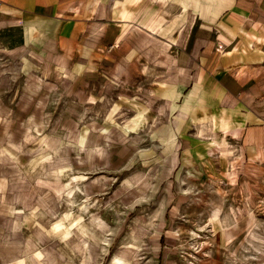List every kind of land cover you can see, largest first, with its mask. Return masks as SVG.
Here are the masks:
<instances>
[{
	"label": "rangeland",
	"instance_id": "1",
	"mask_svg": "<svg viewBox=\"0 0 264 264\" xmlns=\"http://www.w3.org/2000/svg\"><path fill=\"white\" fill-rule=\"evenodd\" d=\"M114 55L75 76L0 46V264H264V163Z\"/></svg>",
	"mask_w": 264,
	"mask_h": 264
},
{
	"label": "crops",
	"instance_id": "2",
	"mask_svg": "<svg viewBox=\"0 0 264 264\" xmlns=\"http://www.w3.org/2000/svg\"><path fill=\"white\" fill-rule=\"evenodd\" d=\"M0 46L75 76L111 72L115 52L152 74L156 113L204 115L264 163V0H0Z\"/></svg>",
	"mask_w": 264,
	"mask_h": 264
},
{
	"label": "bare ground",
	"instance_id": "3",
	"mask_svg": "<svg viewBox=\"0 0 264 264\" xmlns=\"http://www.w3.org/2000/svg\"><path fill=\"white\" fill-rule=\"evenodd\" d=\"M94 202V201H93ZM87 206V205H86ZM90 206V205H89ZM218 207V206H217ZM86 208V207H85ZM220 208V207H219ZM219 208H217V209H215L214 210V212H215V214L219 211ZM88 209V208H87ZM213 214V213H212ZM217 215V214H216ZM84 216V215H83ZM87 217V216H86ZM76 218V217H75ZM78 218V217H77ZM83 220V219H82ZM81 220V221H82ZM57 222V221H56ZM83 222V221H82ZM71 224V223H70ZM59 225V222L58 223H56V227ZM71 225H73V224H71ZM85 225H86V223H85ZM60 226V225H59ZM62 226V225H61ZM60 226V227H61ZM70 227V226H69ZM68 227V228H69ZM68 228H66V231L65 232H68L69 231V229ZM77 230L78 231H80V233L84 236V237H86L85 236V231L84 230H79V229H77V227H75V229H73L72 230V232L71 233H77ZM75 236H77V235H75ZM83 239V238H82ZM124 256H125V258H123V259H118V260H116V263H119V264H132V263H134V262H137V260H138V253L137 252H133V251H131V252H126L125 254H124ZM126 256H129L130 258L129 259H126ZM129 260H131V261H129ZM19 264H21V261L19 262Z\"/></svg>",
	"mask_w": 264,
	"mask_h": 264
}]
</instances>
